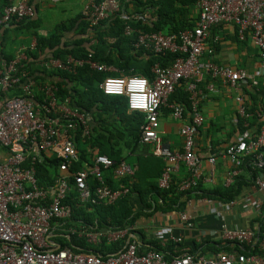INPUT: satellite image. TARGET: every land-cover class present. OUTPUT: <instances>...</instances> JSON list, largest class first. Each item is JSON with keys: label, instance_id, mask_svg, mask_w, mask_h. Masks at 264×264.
Segmentation results:
<instances>
[{"label": "built area", "instance_id": "obj_1", "mask_svg": "<svg viewBox=\"0 0 264 264\" xmlns=\"http://www.w3.org/2000/svg\"><path fill=\"white\" fill-rule=\"evenodd\" d=\"M196 7L198 15L193 27L171 34L160 31L139 33L134 42L135 47L154 53L164 50L180 52L171 65L155 63L151 68V80L141 75H120L105 77L99 83L104 94L124 95L129 110L145 114V122L140 126L141 140L149 143L152 153L164 163L158 179L161 188H168L173 174L182 166L188 175L180 181V190L190 189L201 180L202 161L195 149V134L204 121L198 87L204 76L221 79L232 87H238L243 81H250L252 85L258 83L243 69H234L207 58L213 51L209 43L211 27L221 23L234 25L238 38L249 36L264 61V0H199ZM114 12H120L118 0H88L81 13L89 18L91 25H96ZM33 13L31 0H7L0 7V33L4 24L21 22L32 17ZM121 16L128 18L124 12ZM125 31L129 33L131 28L126 25ZM34 48L35 43L28 49ZM28 49L6 65L0 60V264H264V232L257 252L221 251L205 255L186 251L170 260L151 248L139 252L138 243L131 238L132 227L104 231L83 227L58 228L65 237L77 234L91 244H98L102 239L107 242L126 239L121 249L105 256L74 252L67 246H60L52 235H56L54 230L59 220L71 217L72 207L66 201L69 197L79 202L107 205L128 193L129 188L125 185L109 186L103 169L112 167L113 161L96 150L90 149L89 160L83 167L70 170L78 153L73 131L78 126L82 135H88V117L71 108L68 97L60 100L54 83H37L31 77L20 83L25 72L18 73V63L26 59ZM42 62L47 69L72 73L84 65L97 71L113 69L91 59L90 55L87 58L67 56L65 60L50 57ZM261 76L264 79V71ZM181 80H184L189 109L182 103L169 102V96ZM19 83L22 94L12 96L6 93ZM235 99L238 115L245 119L247 113L242 94L236 95ZM162 107H168L174 119L183 120L179 129L181 151L170 149L160 138L159 113ZM243 126H247L246 121ZM263 147L264 121L257 133L244 129L237 141L228 144L223 155L231 167L226 172L224 185L234 181L247 155L254 154L256 166L262 168L264 161L259 150ZM46 156L58 158L60 163L53 181L41 185L37 181L35 164ZM207 161L214 164V155L208 156ZM133 172L134 167L125 161L113 169L116 178L131 176ZM91 178L95 181L93 186L89 183ZM252 185L264 189V173L256 176ZM263 203L264 200L258 199L253 202L260 215ZM179 219L188 222L192 217L181 211ZM254 234L249 227L223 225L220 237L251 243ZM173 239L180 240L179 237Z\"/></svg>", "mask_w": 264, "mask_h": 264}, {"label": "trees", "instance_id": "obj_2", "mask_svg": "<svg viewBox=\"0 0 264 264\" xmlns=\"http://www.w3.org/2000/svg\"><path fill=\"white\" fill-rule=\"evenodd\" d=\"M118 1L123 10H126L130 3L133 4V13L125 11L128 18H123L120 12H114L98 24L91 25L87 16L78 13L57 24L55 31L49 36H36L35 48L26 50V59L18 63V73L25 72L20 83H24L29 77L35 79L37 83L52 82L57 86L56 94L60 100L68 97L70 107L88 117V135H82L78 126L73 131L78 153L77 159L71 163L70 170L75 171L83 167L89 160L90 149L96 150L113 161L112 167L103 169V175L109 186L114 188L125 185L129 188L128 193L107 205L79 202L75 199L70 200L69 197L66 201L72 207L71 217L56 223L57 232L58 228L68 227L76 229L83 227L98 231L132 227L130 232L135 233L138 232L135 229V223L141 216L147 218L156 212L186 211L189 200L203 197L213 202L228 203L236 199L244 188L252 185L256 176L264 173V165L258 168L255 164L256 156L250 154L243 160V168L248 172V177L237 175L234 181L227 186L203 189L201 182H198L190 189L180 190V181L172 177L168 188L159 187L158 179L162 174L164 163L161 158L152 153L151 145L141 140L140 126L145 122V114L129 110L127 98L124 95L104 94L99 88V83L105 77L120 75H141L151 80L153 78L151 68L155 63L161 66L171 65L180 52L164 50L154 53L143 47H135L134 42L139 33L160 31L164 34H171L193 27L194 24L186 20V17L199 0ZM6 3L7 0H2L0 7ZM141 7L151 9L150 14L154 17L152 21L145 20V13ZM126 25L131 28L129 33L125 31ZM70 30H74L77 37L70 41H62L64 31ZM45 48L50 51V54L43 57L45 59L52 57L65 60L67 56L87 58L90 55L91 59L113 66L116 70L97 71L84 65L72 73L61 69L34 67V62L41 59L40 55ZM10 60L4 59V64H8ZM20 83L6 93L12 96L22 94ZM259 88L264 91V82L259 85ZM252 100L250 104L245 102L247 117L245 119L238 117V126L240 130L248 129L252 133H257L264 121V103L259 104L253 95ZM169 102L182 103L189 109L184 80L178 83L174 92L169 96ZM244 121L247 122L246 127L243 126ZM259 152L264 161V147ZM131 156H134L133 164L126 160ZM121 161L132 165L134 172L131 176L115 179L113 169ZM59 163L60 159L47 156L43 161L37 162L35 170L38 183L41 185L51 183ZM89 183L93 186L94 178H91ZM71 195L74 196L75 193L72 192ZM254 221L256 223L250 225L255 233L251 243L202 240L195 244L194 249H190L189 252L199 254H206L207 251L211 253L235 251L244 254L257 252L261 235L264 232V214L257 216ZM55 240L60 246H67L74 252H92L105 256L121 249L126 239L114 242L102 239L98 244H91L77 234H72L68 238L61 233L56 234ZM147 243L149 248L162 253L166 260L181 253L180 249H176L175 255L170 254L155 239H150ZM169 243H171L170 240L166 242V244ZM138 249L139 252H143L146 248L143 249L139 245Z\"/></svg>", "mask_w": 264, "mask_h": 264}, {"label": "crops", "instance_id": "obj_3", "mask_svg": "<svg viewBox=\"0 0 264 264\" xmlns=\"http://www.w3.org/2000/svg\"><path fill=\"white\" fill-rule=\"evenodd\" d=\"M70 0H31L33 16L27 20L10 22L3 25L0 33V58L15 59L36 42V36H49L55 31L56 25L62 21L82 12V8L88 0H80V6L68 4ZM2 0H0V5ZM130 5V6H129ZM127 12L133 13V4H129ZM76 7V9H74ZM143 9V7H141ZM121 9V8H120ZM126 10L121 9V12ZM145 20L150 22L154 17L152 11L146 7L143 9ZM126 14V13H125ZM198 15L196 5L192 7L186 20L195 23ZM14 23V24H11ZM74 30L64 31L62 41H70L76 38ZM209 43L213 48L212 53L207 55L209 60L219 64L230 65L234 69H243L257 79V84L252 85L249 81L239 83L238 87L229 86L221 79L205 75L198 84L200 89V110L204 121L198 127L195 134V149L201 156L202 177L201 188L214 189L224 186V179L231 163L223 155L226 146L235 142L243 130L238 126V102L236 95L242 94L244 101L252 103V95L259 104L264 103V91L259 88L264 79L261 72L264 71V61L260 59L259 49L253 44L249 36L239 39L236 28L232 24L221 23L213 25L210 29ZM33 50V49H32ZM50 54L45 48L40 55L41 59ZM34 62L33 66L39 69L46 68L43 65L45 58ZM113 67V66H112ZM47 69V68H46ZM112 70H116L114 67ZM109 70V71H112ZM188 112L185 113L187 118ZM183 120L174 119L168 107H162L159 113V135L162 142L172 150H182V137L179 129ZM151 150V149H150ZM125 154V153H124ZM214 155L215 162L210 164L208 156ZM133 164L134 156L126 159ZM187 169L182 166L172 177L181 181L187 177ZM238 175L248 177V172L242 167ZM117 179L115 176H113ZM264 200V189H258L253 185L244 188L241 194L230 206L227 203L210 201L203 197L191 199L187 203V212L191 221L184 222L179 219L178 213L156 212L151 217H139L135 223L138 232L132 233L131 238L136 240L143 249L149 248L147 243L150 239L159 241L165 250L175 255L176 249L181 253L194 249L195 244L202 240H223L220 235L223 225L227 227H249L256 223L254 219L260 215L253 206L255 200ZM229 203V202H228ZM264 214V208L261 215ZM56 234L59 233L54 230ZM54 234V233H53ZM56 235H52L55 240ZM179 237V241L173 238ZM171 243L166 244L167 241ZM180 253V254H181ZM211 252L207 251L205 255ZM179 255V254H178Z\"/></svg>", "mask_w": 264, "mask_h": 264}, {"label": "rangeland", "instance_id": "obj_4", "mask_svg": "<svg viewBox=\"0 0 264 264\" xmlns=\"http://www.w3.org/2000/svg\"><path fill=\"white\" fill-rule=\"evenodd\" d=\"M68 4H73L78 8L80 6V0H70ZM74 9H76V7Z\"/></svg>", "mask_w": 264, "mask_h": 264}]
</instances>
